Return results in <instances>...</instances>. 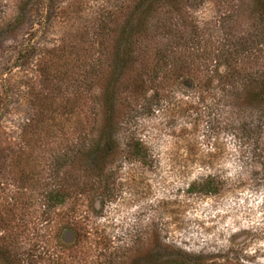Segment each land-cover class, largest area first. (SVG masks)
<instances>
[{
	"label": "rangeland",
	"instance_id": "1",
	"mask_svg": "<svg viewBox=\"0 0 264 264\" xmlns=\"http://www.w3.org/2000/svg\"><path fill=\"white\" fill-rule=\"evenodd\" d=\"M27 1L0 0V264H264V51L220 58L264 31V0H162L124 64L116 25L141 0H35L19 23ZM191 46L195 71L165 66ZM185 95L206 98L199 126ZM190 146L218 159L187 166ZM210 175L224 195L188 194Z\"/></svg>",
	"mask_w": 264,
	"mask_h": 264
},
{
	"label": "trees",
	"instance_id": "2",
	"mask_svg": "<svg viewBox=\"0 0 264 264\" xmlns=\"http://www.w3.org/2000/svg\"><path fill=\"white\" fill-rule=\"evenodd\" d=\"M147 1L149 0L139 1V4L132 10L128 18L125 19L120 25H116V27L119 29L118 37L120 39H118V44L116 45L114 49V54L122 62V64L126 63L127 60H129V58L133 57L135 49L138 48L137 46L139 44L140 38L145 33L146 34L148 33L150 20H152L151 18L153 17V14L155 12H158V10L161 7V6H158V4H160L159 2H161L162 0H151L152 2L150 5L146 4ZM48 2L52 3L53 1L48 0ZM175 3L177 5V9L181 8L180 2L178 3L175 0ZM256 6H257L256 10L262 7V4H260L259 0H256ZM37 7H38L37 1L28 0L26 3H24L22 8L20 9V13L16 21L19 23L27 22L29 21V19L32 21V18H33L32 16L38 17L40 20L41 17H43V15L41 14V10L37 9ZM57 9H53V11L56 10L55 14H57L59 10V14H60V9L58 10ZM98 11L95 12L96 15H99V13L102 10H98ZM257 11L260 12L259 16L260 17L262 16L261 21H263L264 20V7ZM110 13H113V12H109L108 14ZM51 18L53 20V16H51ZM54 18H55L54 24H56L55 21L57 20V17L55 16ZM168 24H172V23L168 22ZM38 25L42 27L44 24L40 23L39 21V23H37V26ZM42 28L46 29L47 27L43 26ZM171 30L172 28H170L169 31ZM204 33H205L204 31L199 33V28L197 27L196 34L198 35V37L196 40H201V37L204 35ZM184 39L185 37L181 38V40H184ZM191 41L193 42L194 38L190 39V41H187L186 39L184 46H188V43H190ZM201 44H202V41H198V43H196V46H200ZM196 46H191L190 51L183 53V54H180L179 52L175 51L173 52L171 56L167 55L165 57V66H175V67L177 66L178 68L182 70H186L188 72L195 71V69L198 68L197 60L200 59V57H197ZM263 48H264V31H262L259 34H256V37L252 39H249V38L241 39V41L237 43V48L234 49L233 51H231V49L228 47L227 44H223L220 58L226 60L231 70H233L234 68L237 71V68L239 65L238 61L240 59L246 60L247 58L250 59L251 57L257 58L255 55L258 52L264 51ZM216 58L218 59V56H216ZM205 59L207 60V58ZM122 64L121 66H124ZM222 90H223L224 95H222L221 99L223 100V102L229 103V99L231 97L230 95H232V90H229V89H222ZM166 96L167 98L165 97V103H168L167 107L175 105V103H173V100L175 98H171L169 94ZM205 99L199 100V99L192 98V97L185 95V97H183L181 101L178 103V106L181 107L182 109H183L182 105H184L185 109L183 110L186 113H194V112L197 113V123H198V124L196 123L197 126L201 125V123L204 122V119H206V118H203L205 114H203L204 112L202 111V109L205 107L204 105L206 103ZM212 126H213L212 124L210 126L207 125L209 129L205 131L206 132L205 140L206 142H208V145H211L214 139L211 133ZM259 130L262 131V133H264V119L261 122ZM109 139H110L109 142L104 145V148L106 147L105 150L103 148V151H104L103 155L107 159L110 157L109 155H112L114 151H116V148H118L116 139L114 141L112 140V138H109ZM244 139L239 141L241 145L240 153L243 159L246 157V154H247V151H245L244 148L246 146H250V144H248L249 143L248 140H244ZM132 140L130 139L131 142L129 143L130 144L129 147H131V151H129V154L136 159L138 158L139 160L144 159V156H146L147 153L143 149V144L142 143L133 144ZM261 153L263 155L262 154L258 155L257 152L252 150L253 158H256V157L262 158V163L260 164L264 168V149L261 151ZM183 159H184V163L187 166H189L190 164L197 165V163L206 166V165L213 164L214 160L218 159V154L215 151V152H211L204 156L202 155L200 150L197 149L196 146L194 147L190 146L189 148H187L186 156ZM109 163H111V161ZM224 193H225V190L223 189V184L219 182L216 176H212V175L207 176L205 179H202L201 181L192 183L188 188V194L191 196L194 195L197 197H219V196L224 195Z\"/></svg>",
	"mask_w": 264,
	"mask_h": 264
}]
</instances>
